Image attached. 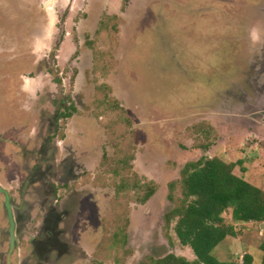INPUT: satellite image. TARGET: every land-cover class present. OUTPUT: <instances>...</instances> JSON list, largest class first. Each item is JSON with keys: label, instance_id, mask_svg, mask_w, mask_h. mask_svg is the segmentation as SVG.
<instances>
[{"label": "rangeland", "instance_id": "obj_1", "mask_svg": "<svg viewBox=\"0 0 264 264\" xmlns=\"http://www.w3.org/2000/svg\"><path fill=\"white\" fill-rule=\"evenodd\" d=\"M48 1L0 0V127L7 124L5 137L19 144L0 146L6 144L14 155L25 148V152L31 150L27 136L32 134V125L39 116L57 110L52 104L43 107L48 96L28 104L23 93L14 99L10 93H16L18 84L22 88L26 85L17 77L16 70L24 67L19 57L13 56L17 52L12 49L14 37L21 44L22 30H29L26 26L34 21V36L29 33L34 39L30 50L35 51V58L54 50L50 69L63 78L62 95L58 97L79 90L77 102L69 104L76 116L66 117L72 114L68 107L52 137H64L67 129L74 142L80 143L83 128L92 133L90 127L102 136L99 142L85 145L93 156L99 154L100 164L98 161L85 170L76 183L80 193L72 203L75 205L78 199L79 206L77 216L72 209L69 219L76 218L81 224L76 232L73 224L75 234L69 237L82 244L83 253L53 257L47 264H140L150 256L166 253L194 259L192 250L180 244L164 220L166 212L178 203L184 164L203 153L219 155L229 162L242 159L235 172L264 188V91L260 87L264 81H254L257 72H264V52L249 48L264 36V19H259L264 0ZM98 6L97 19L90 17L97 13ZM29 54L32 56L24 55ZM86 57L91 58L93 70L85 67L80 75L77 62L84 64ZM260 75L264 80V73ZM50 81L42 83L41 88L53 89L52 96L57 86ZM19 98L22 107L9 114ZM52 99L54 103L56 99ZM93 117L96 123L90 120ZM79 119L84 121L83 128H77ZM202 121L212 123L218 131L209 152L202 151L193 139V129H189ZM8 122L16 123L17 129ZM36 130L38 156L45 129L40 124ZM30 165L21 162L18 172L26 174L24 169ZM149 189L153 194L142 202ZM1 197L0 193V264H4L2 244L7 237L1 234L5 227ZM224 216L228 220L230 212L227 210ZM235 226L239 234L226 238L213 254L229 260L239 254L242 259L251 252L253 264H260L264 224ZM19 252L17 249L13 255L16 264L26 255ZM9 255L12 257V250Z\"/></svg>", "mask_w": 264, "mask_h": 264}, {"label": "flooded vegetation", "instance_id": "obj_2", "mask_svg": "<svg viewBox=\"0 0 264 264\" xmlns=\"http://www.w3.org/2000/svg\"><path fill=\"white\" fill-rule=\"evenodd\" d=\"M53 1L54 0H52V3ZM99 8L100 7L98 6L96 10L97 13L93 12L92 15L89 16L97 19L96 17L99 14ZM37 18L38 16H36V19ZM259 19H264V13L263 16L261 15L259 17ZM35 24L36 22L34 21L31 26L30 24L29 26H26L28 28L30 27L29 30H27V28L22 30L26 35L23 33L20 35L22 39V42L20 41L21 44L19 43L17 36L14 37V39H16V44L12 49L17 50V52L14 53L13 51V56H18L20 63H23L22 65L24 67L22 70H16H19L17 77H20L26 83V87L23 86L24 88H22L18 84L16 87V93H14L13 90L10 93L13 99L16 96L18 97L20 93H23L25 101H27L28 104H35L36 99L42 96H48L43 107L47 108V106L52 104V106L57 108V110L54 113L49 112V114H43L41 115V118L39 116L37 119L38 121L36 120V124L34 123V125H32V134L27 136L32 142V148L31 150L30 148H27V152H25L26 148L21 150L22 152L20 155H14V150L6 146L8 143L19 145L15 141L16 139L13 138L14 141H12L9 137H5L7 130L5 131L4 126L7 124H2V128L0 127V144L6 143L5 146H0V193L2 196V207L5 209V211H2V214H4L5 217V227L1 234L3 236L2 238L7 237L6 240H4L5 243L3 241L2 244L4 245V250H2L4 264H16V262H14L13 255H15L14 253L17 249H20L18 254H22L23 251L26 252L25 258L23 259L22 257L17 264H19V262L21 263V261V264H47L49 260L53 259V257L60 258L64 255H68L70 252H74L75 254L83 253V246H81L82 244L79 245L69 237L72 236V234H75V228L77 226H81L80 222H78L76 218L73 221H69L71 218L70 215H72L74 212L72 209H75L74 213H76L77 216L76 211L79 206L78 199L76 200L77 203L75 205L72 203V201L73 197L80 193L76 189V185L78 184L79 178L84 176L83 172L85 170H90L92 166H95L99 161L97 159L99 154L93 156L90 153L91 151L88 150V146L86 147L85 145L89 141L96 143L99 142V136H102V133L100 132V135L97 134L93 127L88 128L92 133L84 130V128L81 127L84 123L83 120L79 119V123L77 125V128H83L82 131L85 133L80 136V143L74 142L72 134H70L67 129V132H65L66 135H64V137L60 136L58 140L54 139L55 137H52L53 133L56 131L55 128H58L56 125L57 121L59 118H63V113H67L66 110H69L68 107H70V102H77V99L79 98V90L74 89L72 91V94H74L71 96H61L62 99L58 97V94L62 95L60 92L62 90L60 80L63 78L59 75L56 76L55 74H57V72L50 69L51 63L54 62L55 59V53L53 52L54 50H50L45 54H40L37 58L33 56L35 51L33 49L30 50V48L34 45V39L31 40V35L34 36ZM259 29L261 30V28ZM30 31L32 32L31 35L29 34ZM259 38L260 40H258ZM258 39L253 46L254 48H251V46L249 48L253 50V52L256 50V52H260L261 54L264 52L261 51V47L264 49V39L262 36H259ZM22 51L24 52L23 54H21ZM75 52L76 48L73 53ZM25 53H31L32 56H30V54L26 56L24 55ZM19 59L15 58L17 62ZM46 63L48 64L47 66L50 71H46ZM85 67H87L90 72L93 70L91 58L86 57L84 64L77 62V68L79 72ZM2 68L3 65L0 64V69ZM259 73L262 74L264 72L262 71L256 73L254 80L256 82L264 81L260 79L261 75ZM14 75H16V73H14ZM47 75L52 78H50L51 81L49 78L48 80L45 79ZM92 76H94L93 73ZM251 77L253 78V76ZM13 78H15V76ZM47 81H50L52 84H54V86H57V88H55L56 93L52 96L51 92L53 89L41 88L42 83L45 84ZM34 82L35 85L33 86ZM260 87H262L264 91V83H260ZM18 88H20L21 91ZM27 91H29L30 94H26ZM258 91H260V89H258ZM232 92L235 94V90L232 89ZM52 97L56 99L54 103ZM19 101L20 98L17 101L15 100L16 104L12 105L11 111H8L9 114H15V111H13L14 108L16 109V107L19 108V106H21L18 104ZM258 102L260 101L258 100ZM70 108V113L72 112V114L68 113L66 117L70 115V118L74 119L76 113L73 112L74 108ZM77 108H79V110L82 112L84 111V108ZM42 109L39 111H42ZM35 118L36 115L33 118L34 122ZM90 120L93 123H96L94 117ZM23 121L24 120H21L20 123H23ZM11 122H8V124H10L13 129H17V126L15 128L16 123L14 124L13 122L11 124ZM40 124L41 127L45 129V131L44 135H42L43 137L40 142L41 147L38 150L39 155L37 156V153H35V143L38 142L36 129L40 126ZM91 129H94V131ZM31 132L29 131L28 133ZM68 138L69 140H67ZM82 138L85 140L84 144ZM78 146L81 148L78 149ZM85 152L86 154L81 156V153L84 154ZM95 152L98 153V151ZM23 161H26L28 165L31 164L29 167H27V169H24L26 174H21L18 172V170H20V164ZM16 173L18 174L16 175ZM11 176H15L13 177L15 179H8ZM3 183H5V186ZM83 187L84 189H89L88 186ZM73 224L75 232H72ZM81 243L83 242L81 241ZM19 245H22L21 248L18 247ZM11 250L12 257L9 255ZM81 256L85 258L84 254Z\"/></svg>", "mask_w": 264, "mask_h": 264}, {"label": "trees", "instance_id": "obj_3", "mask_svg": "<svg viewBox=\"0 0 264 264\" xmlns=\"http://www.w3.org/2000/svg\"><path fill=\"white\" fill-rule=\"evenodd\" d=\"M189 129H193V139L198 141L202 151L209 152L218 137L215 126L202 121ZM242 162V159L229 162L219 155L206 153L187 161L180 170L178 203L166 212L164 220L166 228H172L180 244L190 248L195 258L166 253L150 256L140 264H253L251 252L245 253L242 259L239 254L229 260H220L213 254L226 238L239 234L235 225L264 224V188L235 172ZM241 169L245 172L244 167ZM152 194L153 190L149 189L141 201L145 202ZM227 210L230 212L228 220L224 216ZM259 250L263 253L260 264H264V240Z\"/></svg>", "mask_w": 264, "mask_h": 264}, {"label": "water", "instance_id": "obj_4", "mask_svg": "<svg viewBox=\"0 0 264 264\" xmlns=\"http://www.w3.org/2000/svg\"><path fill=\"white\" fill-rule=\"evenodd\" d=\"M263 13H264V11H263ZM262 29H263V28H262ZM263 32H264V29H263ZM263 39H264V36H263ZM261 51H264L263 47H261Z\"/></svg>", "mask_w": 264, "mask_h": 264}, {"label": "crops", "instance_id": "obj_5", "mask_svg": "<svg viewBox=\"0 0 264 264\" xmlns=\"http://www.w3.org/2000/svg\"><path fill=\"white\" fill-rule=\"evenodd\" d=\"M262 226V225H261Z\"/></svg>", "mask_w": 264, "mask_h": 264}]
</instances>
